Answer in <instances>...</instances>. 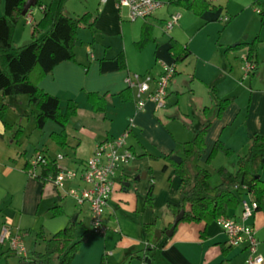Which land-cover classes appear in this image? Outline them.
Here are the masks:
<instances>
[{
	"label": "crops",
	"instance_id": "obj_1",
	"mask_svg": "<svg viewBox=\"0 0 264 264\" xmlns=\"http://www.w3.org/2000/svg\"><path fill=\"white\" fill-rule=\"evenodd\" d=\"M39 1L42 6L50 2ZM162 2L147 18L131 22L128 20L127 7L118 6L117 0H66L65 13L73 17L87 14V24L77 28L73 46L74 59L55 65L39 79L38 86L42 91L59 98L61 113L65 112L69 104L74 109L64 127L66 144L61 146L52 139V132L62 130L55 122L58 128L49 134L58 147L67 148L71 155L68 156L67 151L61 152L59 148L51 146L42 150L36 148L34 153L45 154L55 160L57 167L79 173L85 161L93 154L95 145L123 134L128 126V119L133 117L134 125L125 138L132 157L126 164L115 169L114 188L103 216L109 229L103 235L102 249L111 250L105 253L101 251L95 264H100L101 259L105 264H140L145 259L149 264H247L249 251L246 245L229 246L227 235L218 223V218L209 223L178 222L172 234L167 236L164 246L152 249L147 247L148 241L153 240L154 243L153 235L162 232L165 235L174 218L168 208L164 209L166 203L177 205L179 202L180 177L175 171L174 162L180 164L184 159V169L190 176L198 166L206 167L209 171L219 167L227 168V162L212 169L211 161H206L217 141L223 142L233 153L229 142L239 129H244V138L249 145L254 134H264V117H252L250 105H247L244 120H239L242 107L233 102L231 97H227L229 95L218 96L214 84L209 85L210 81H207L205 73L198 71V64L203 63L200 61L208 63L206 59L199 60L201 57L195 56V67L190 70V78H186L185 70L179 68V65L194 54V49L191 47L193 41H185L181 29L185 30V25L193 13L189 10L180 13L178 23L170 28L168 34H164L165 21L170 14L179 12L182 7L170 4L168 0ZM3 13L4 0H0V16ZM43 16L42 7L37 5L31 10L30 21L27 15L22 16L14 27L13 44L20 46L29 41L34 35V26H37L36 35L45 33L49 29V21H43ZM144 24L149 25L150 36L145 43L139 44ZM171 40L187 45L190 49V53L176 63L169 51ZM239 42L232 45L222 43L223 46L229 44L224 51L243 49L245 56L247 44L235 48ZM145 47H150L153 51V56L146 60L141 57ZM163 64H174L175 67L164 110H155L148 102L142 111H135L133 91L128 90L124 82L125 76L133 72H150L155 75L160 72ZM223 68L226 69V64ZM240 70L242 71L241 66ZM194 80L203 83L215 94V99L211 97L212 101L216 100V109L212 116H209V107L205 105L203 93L197 94L191 88ZM185 86L193 93L191 102L195 104V110L198 108L201 113L196 115V123H192L190 132L187 130L186 136L182 137L168 128L167 120L171 111L167 107L177 102L178 95ZM244 91L248 92L247 89ZM254 95L255 92L251 90L248 104H251ZM92 96L96 98L92 100ZM0 98L7 106L0 118V235L3 227L7 226L10 234H21L22 243L23 237L32 236L30 245L36 246V232L42 231L45 236H50L70 220L79 221L80 226L86 218L89 222V204H77L67 195L70 188L83 187L84 184L79 178L67 181L63 188H58L51 181L52 172H43L40 166L25 169L35 155L28 156L26 149L22 150V125L12 132L13 125L6 118V114L12 112L14 119L19 115H27V118H33L34 121L32 110L29 114L26 111V107H30L28 95ZM225 98L228 102L218 114L217 104L220 99ZM185 114L189 116L188 111ZM18 120L21 124L22 118ZM207 122L203 136V153H188L197 129ZM34 128L38 129L36 126ZM55 152H58V157L53 154ZM172 156L179 157L180 161L177 162ZM166 175L170 190L166 203L154 200L151 206H147L145 196L149 188L153 189L157 180L162 184ZM212 175L210 172V183L213 180ZM171 186H175L172 192ZM246 196L248 197L243 195L242 199L251 202L253 198ZM163 211L165 213L161 214ZM241 212L240 201L236 207L228 210L225 217L240 221ZM244 223L254 228L257 253L264 257V200L260 201L258 209H253ZM146 225H153L149 233L152 239L149 240ZM41 244L38 243L39 246ZM2 246L8 250L6 255L15 254L9 250L8 240L0 242V247Z\"/></svg>",
	"mask_w": 264,
	"mask_h": 264
},
{
	"label": "trees",
	"instance_id": "obj_2",
	"mask_svg": "<svg viewBox=\"0 0 264 264\" xmlns=\"http://www.w3.org/2000/svg\"><path fill=\"white\" fill-rule=\"evenodd\" d=\"M25 2L26 0H4V13L0 16V97L28 95L35 126L42 129L49 120L61 126L62 130L52 132L51 137L57 144L63 146L66 144L64 127L68 117L74 113V109L69 104L65 112L61 113L59 98L42 91L38 81L58 63L74 59L73 46L76 31L79 25L87 24L88 15L83 14L79 17L67 15L64 11L66 0H50L45 6L36 0V5L42 7L44 14L42 20L49 21V29L38 36L35 34L37 26H34L33 37L23 45L15 46L12 35L16 23L23 16L21 13ZM168 2L189 10L195 15H201L206 10H215L218 7L210 0H168ZM259 14L260 22L264 24V9L259 10ZM149 28V25H143L139 44L148 40ZM255 39L251 42H239L235 46L238 48L240 45L247 44L245 57L253 63H256ZM169 51L175 63L183 60L190 53L187 45L175 40H171ZM120 62L123 64L122 59ZM94 98L96 97H91L92 100ZM227 102V98L219 100L218 114ZM6 107L5 103L0 105V118ZM207 125L208 122L197 129L195 138L191 141L192 148L187 150L188 153H203V136ZM218 150H222L227 155L232 154L230 148L223 142L217 141L207 156V163ZM42 156L46 160V163L40 165L43 168L42 171H50L51 177H54L58 171L55 160L45 154ZM184 162L185 160L182 159L180 164L173 163L180 177L179 202L177 205L167 204L173 216L183 209L179 222L209 223L217 218L225 217L230 208L240 203L243 193L253 198L251 202L254 204V210L258 209L260 201L264 200V179L258 175L260 167H264V134L252 136L247 151L236 160L235 172L225 167L217 169L220 182L216 185L210 183V171L206 167L198 166L194 174L190 176L184 169ZM27 165L26 170L31 167L30 162ZM152 203L153 189L149 188L145 196V204L151 206ZM78 224H80L79 221L70 220L63 228L50 236H45L42 231L36 232V243H42L43 249L33 246L26 255L17 254L16 264H72L79 244L82 242V238H76ZM152 226H145L148 240L152 239L149 234ZM153 238L154 243H152L153 240L148 241V248L164 246L168 237L162 232L153 235ZM100 264H105L103 259Z\"/></svg>",
	"mask_w": 264,
	"mask_h": 264
},
{
	"label": "rangeland",
	"instance_id": "obj_3",
	"mask_svg": "<svg viewBox=\"0 0 264 264\" xmlns=\"http://www.w3.org/2000/svg\"><path fill=\"white\" fill-rule=\"evenodd\" d=\"M210 2L216 4L218 6L217 9L206 10L205 13L199 16L191 14V19L189 21L187 20L188 24L186 23L185 30L181 29L185 41H193L191 47L194 49V54L186 62L181 63L179 68H183L186 73V78H190V70L195 67V62L197 60L195 56L201 57L199 60L206 59L208 63L200 61L203 63L198 64V71L205 73L207 81H210L209 85L214 84L218 96L229 95L227 97H231L233 102L242 107V112L238 119L241 121L244 120L247 113V105H250L249 109L252 117L255 119H257V117H264V24L260 22L259 14V10L264 9V0H210ZM185 10L184 8H180L179 12H177L180 14ZM129 21L132 22V20ZM169 30L170 29L165 30L164 34H168ZM254 39L256 41L257 63H254V68L252 70L244 74L243 65L246 62V57L243 52H245V50L231 49V51L225 52L224 49L229 44L223 46L222 43L227 42L232 45L237 41L251 42ZM128 54L130 55V51H128ZM152 56V49L150 47H145V50L141 53V57L146 60ZM224 64H226V69L223 68ZM240 66L242 71L240 70ZM191 88L195 89L197 94L203 93L205 105L209 107V116H212L216 109L214 105L216 100L212 101L211 97L215 99V94L197 80H194V84ZM244 89H247L248 92L245 93ZM251 90L255 92V95L253 99H251V104H248ZM192 94L191 90L185 86L178 95L177 102H173L167 107V109L169 108V111H171L169 113V119L167 120V126L170 130H173L177 136L180 135L185 137L187 130L190 132L192 123H196V115L201 113V110L198 108L195 110V104L193 105L191 102ZM20 95L27 97L26 94ZM1 103L2 101L0 98V104ZM26 105L27 104H25V106ZM164 108L161 110H164ZM31 110V106L26 107L28 114ZM63 110L64 106L62 105L61 111ZM186 111L189 112V116H186ZM6 118L10 119L9 122L13 125L12 132L16 131L19 125H22V150L26 149L28 156L35 155L36 148L42 150L49 148V146L59 148L61 152L65 150L68 156L71 155V152L67 148L63 149L58 147L49 136L52 130L58 128L54 122L50 120L47 121L44 128L39 130L34 128L35 123L33 118H27V115H19L16 117V120L12 117V112H7ZM19 118H22L21 124L18 120ZM243 130V128L239 129L232 137L231 142H229V146L234 150L232 154L227 155L222 150H218L210 159L212 169L214 166L223 165L222 163L227 162V168L235 171L236 159L238 156L244 154L249 146V142L244 138ZM14 143L16 144L15 141ZM51 151L52 149L50 148V152ZM57 153L55 152L53 154L58 157ZM67 155H64V157H67ZM233 162L234 166H232ZM173 172L176 173L175 171ZM210 172L213 174L211 183L212 181L213 185H215L214 183H219L217 169L210 170ZM258 175L261 179H264V167H260ZM214 180L216 182H214ZM168 182L169 179L167 175L164 177L162 184L160 180H157V183L153 186V202L154 200H161V202L166 203V196L170 194ZM170 189L171 192L174 191L175 186H171ZM243 195L244 197H248L245 193H243ZM166 208L167 203L164 209L166 210ZM164 213L165 211L161 214ZM76 238H82V242L79 244L76 251L72 262L73 264H95L97 263L96 257L101 255V251L105 253L111 250L102 249L103 235H97L91 232L90 221L88 222L87 218L81 226H77ZM32 239V236L23 237V244L27 251L33 247V245H30ZM36 247L40 250L43 249V245L41 244V246H39L38 242ZM2 248L3 251L0 252V264H16L18 255H6L8 250L3 246L0 247L1 250Z\"/></svg>",
	"mask_w": 264,
	"mask_h": 264
},
{
	"label": "built area",
	"instance_id": "obj_4",
	"mask_svg": "<svg viewBox=\"0 0 264 264\" xmlns=\"http://www.w3.org/2000/svg\"><path fill=\"white\" fill-rule=\"evenodd\" d=\"M118 6H125L128 9V19H145L150 16L163 2L161 0H117ZM31 20V10L26 14ZM180 14L178 12L170 14L165 21L164 29H170L178 23ZM246 59V58H245ZM254 68V63L246 59L243 65L244 74ZM174 64H163L158 74L146 72L143 74L133 72L125 76L124 82L128 89L133 91V101L135 111H142L146 104L150 102L155 110L165 107L169 82L174 75ZM134 119H128V126L123 134L118 137L104 140L95 145L93 154L85 161L81 172L58 167V171L51 181L58 188H63L67 181L79 178L84 184L81 189L70 188L67 195L73 198L77 204L88 203L90 211L91 232L97 235H104L109 229L104 221V212L108 199L114 188L115 169L126 164L132 157V152L126 144V135L132 130ZM60 157V156H59ZM46 163L42 154L38 153L31 160L32 168ZM242 212L240 221L229 217L218 218L217 221L227 235L229 246H239L245 244L249 256L247 264H261L264 257L257 253V239L254 235V228L245 224L244 221L252 214L254 204L246 199L241 200ZM8 240L9 248L18 255H26L27 250L22 243L20 233L10 234L7 226H4L0 235V242ZM140 264H148L142 261Z\"/></svg>",
	"mask_w": 264,
	"mask_h": 264
},
{
	"label": "water",
	"instance_id": "obj_5",
	"mask_svg": "<svg viewBox=\"0 0 264 264\" xmlns=\"http://www.w3.org/2000/svg\"><path fill=\"white\" fill-rule=\"evenodd\" d=\"M35 6H36V0H26V2H25V4H24V7H23V10H22V13H21V14H22L23 16L26 15L27 12H28L29 10H32V8L35 7ZM172 158H173L174 160H176L177 162L180 161V160H179V157H177V156H172ZM182 215H183V209H181V210H180V211L174 216L171 226L165 231V235H166V236H170V235L172 234V231H173L175 225L180 221V219L182 218ZM144 262H146V263L149 264V262H147L146 259L144 260Z\"/></svg>",
	"mask_w": 264,
	"mask_h": 264
}]
</instances>
